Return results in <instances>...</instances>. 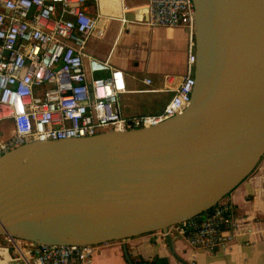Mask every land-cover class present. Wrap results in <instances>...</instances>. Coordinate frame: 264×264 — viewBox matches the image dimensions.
I'll list each match as a JSON object with an SVG mask.
<instances>
[{"label":"water","instance_id":"water-1","mask_svg":"<svg viewBox=\"0 0 264 264\" xmlns=\"http://www.w3.org/2000/svg\"><path fill=\"white\" fill-rule=\"evenodd\" d=\"M189 107L150 127L35 141L0 157V236L99 245L218 204L264 156V0H192ZM175 236L164 240L176 253ZM129 264L133 260L126 246Z\"/></svg>","mask_w":264,"mask_h":264},{"label":"built area","instance_id":"built-area-1","mask_svg":"<svg viewBox=\"0 0 264 264\" xmlns=\"http://www.w3.org/2000/svg\"><path fill=\"white\" fill-rule=\"evenodd\" d=\"M89 0H0V157L35 141L93 136L107 130L150 127L183 113L191 104L197 61L196 10L192 0H148L146 22L184 27L189 33L187 71L176 83L167 75L170 98L160 112L125 115L121 97L130 91L123 69L89 53L87 44L101 31L102 16ZM123 21H126L123 18ZM235 205L222 199L197 216L159 230L184 238L193 248L214 252L246 231ZM0 264H93L97 245L44 244L3 235Z\"/></svg>","mask_w":264,"mask_h":264},{"label":"crops","instance_id":"crops-1","mask_svg":"<svg viewBox=\"0 0 264 264\" xmlns=\"http://www.w3.org/2000/svg\"><path fill=\"white\" fill-rule=\"evenodd\" d=\"M148 0H89L91 14L102 16L101 31L92 36L87 50L100 59H109L124 70L130 91L121 97L125 115L160 112L170 98L164 91L145 92V78L152 87L164 86L165 77H176V83L187 71L189 33L184 27L152 26L145 20ZM125 18L126 21H123ZM145 73L135 87L137 74ZM143 94L134 105L122 103L128 95ZM159 93H165L159 95ZM148 95V96H147ZM136 112V113H134ZM227 200L238 216L245 218L248 228L225 248L207 252L191 247L175 236L176 253L189 264H264V156L255 170L239 184ZM127 247L133 264H185L174 256L164 238L156 231L123 240L97 245L93 264H129Z\"/></svg>","mask_w":264,"mask_h":264},{"label":"rangeland","instance_id":"rangeland-1","mask_svg":"<svg viewBox=\"0 0 264 264\" xmlns=\"http://www.w3.org/2000/svg\"><path fill=\"white\" fill-rule=\"evenodd\" d=\"M144 75H145L144 72L140 73V74H137V76H136L137 78L134 80V82H136L135 87H139V80ZM164 94L165 93H159V95H161V96L164 95ZM142 96H143V94H141V93L130 94V95H128L129 100L127 98L123 99L122 103H124V104L128 103V104L134 105V104L137 103V101L141 102ZM134 113H136V112H134ZM11 127H12V121L10 119H5V120L0 122V131H2V130L6 131L5 135H8L10 133ZM4 239H5V236L1 235L0 236V242L3 241Z\"/></svg>","mask_w":264,"mask_h":264},{"label":"flooded vegetation","instance_id":"flooded-vegetation-1","mask_svg":"<svg viewBox=\"0 0 264 264\" xmlns=\"http://www.w3.org/2000/svg\"><path fill=\"white\" fill-rule=\"evenodd\" d=\"M144 114H152V113H144Z\"/></svg>","mask_w":264,"mask_h":264}]
</instances>
